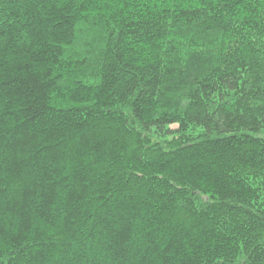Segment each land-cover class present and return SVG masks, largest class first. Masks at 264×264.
Wrapping results in <instances>:
<instances>
[{"label": "trees", "instance_id": "1", "mask_svg": "<svg viewBox=\"0 0 264 264\" xmlns=\"http://www.w3.org/2000/svg\"><path fill=\"white\" fill-rule=\"evenodd\" d=\"M0 264H264V0H0Z\"/></svg>", "mask_w": 264, "mask_h": 264}]
</instances>
